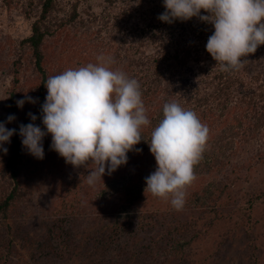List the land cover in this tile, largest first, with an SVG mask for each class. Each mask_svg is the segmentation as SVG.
Returning <instances> with one entry per match:
<instances>
[{"label": "trees", "instance_id": "16d2710c", "mask_svg": "<svg viewBox=\"0 0 264 264\" xmlns=\"http://www.w3.org/2000/svg\"><path fill=\"white\" fill-rule=\"evenodd\" d=\"M80 2L3 0L0 6L7 11L18 8L30 23V33L19 40V47H11L12 51L8 49L11 60L6 67L11 76V86L7 93L8 103L0 110V122L5 123L9 115H15L16 122L9 129H16V134L10 138V143L4 144L7 154L0 151V221L10 226L12 212L27 192L19 179L26 157L19 126L32 123L28 113L37 116L36 125L41 121V105L45 102L44 83L48 79L45 68V62H48L47 39L60 29H64L65 33L71 29L76 38L74 52L81 56L79 65L98 63L97 57L104 56L112 59V70L123 71L139 82L146 116L151 123L141 128L144 140L135 146L142 152L130 151L127 164L111 175L105 174L102 180L90 186L86 177L94 166L80 168L81 171L75 173L64 195L54 206L56 218L49 226L50 236L57 241L62 239L63 247H66L69 238L78 235L80 240L73 249L76 252H81L88 239H102L94 249L106 252L112 246L110 237L114 232L124 233V223L131 218L136 224L133 233L159 232L161 237L180 249L205 230L196 229L193 224L197 221L174 224L171 219L178 217L179 211L172 207L170 199L154 197L144 191L146 186L140 185L143 173L155 171L157 167L147 143L150 142L151 132L163 117L165 103L177 102L197 114L200 121L207 125L209 136L202 159L194 166L196 179L193 183L195 186L201 184L198 175L202 167L205 171H212L213 168L220 171L222 179L206 182L200 191L196 189L190 193L186 190L184 207L193 201L201 204L198 210L206 206L207 213L214 212L210 216L202 214L197 217L203 227L213 226L219 217L230 218L231 214L217 211V207L210 210L211 205L219 202L221 195L225 196L222 194L227 188L224 182L232 177V173L252 167L254 156L260 162L264 161V141L251 147L250 154L253 156H240L246 145H252L248 138L262 130L264 132V77L248 69L251 68L250 61L258 60L262 53L249 54L243 67L225 72L215 66L216 61L206 51L208 37L214 32L213 26L195 17L186 22H161L157 17L165 10L163 0H101L98 12L89 8L80 12ZM29 83L34 86L28 88ZM26 87L29 90L26 94L37 102L32 111L20 116L16 101L22 98ZM228 167L230 169L226 171ZM127 175L129 178L125 179ZM109 194L116 201L108 210L95 206L92 209L97 211L82 209L78 212L84 203L103 201ZM259 195L264 196V189ZM138 205H143L144 209H137ZM248 205L250 209L252 203ZM189 231L191 235L187 238ZM116 240L119 241L118 238ZM116 245L120 252L118 256H121L124 243L119 241ZM85 252L80 255L75 253L73 259L80 264H97V260L91 259L92 249ZM257 262L256 258L252 264Z\"/></svg>", "mask_w": 264, "mask_h": 264}, {"label": "clouds", "instance_id": "9594fccd", "mask_svg": "<svg viewBox=\"0 0 264 264\" xmlns=\"http://www.w3.org/2000/svg\"><path fill=\"white\" fill-rule=\"evenodd\" d=\"M163 7L157 17L161 22H186L195 17L213 26L205 47L222 71L239 70L246 57L264 45V0H163ZM97 61L50 76L44 83L47 95L41 105L44 129L35 124L37 116L32 113H28L32 123L19 126L22 146L33 157L44 158L43 139L50 134L51 150L66 164L94 166L86 177L90 186L126 165L130 151L142 152L135 146L143 139L141 128L151 123L139 82L123 71L112 70L111 58L98 56ZM26 102L37 101L26 95L16 101L17 107L23 108ZM15 119L9 115L6 122ZM14 134L16 129L0 122V151L4 154L8 152L4 144ZM208 136L207 125L194 111L177 102L165 103L163 117L147 142L157 167L145 177L144 191L170 199L175 210H182Z\"/></svg>", "mask_w": 264, "mask_h": 264}, {"label": "rangeland", "instance_id": "374dc122", "mask_svg": "<svg viewBox=\"0 0 264 264\" xmlns=\"http://www.w3.org/2000/svg\"><path fill=\"white\" fill-rule=\"evenodd\" d=\"M60 1L70 4L73 0ZM2 2L3 0H0V6ZM100 4L101 0H81L79 10L82 12L83 9L89 8L98 12L101 8ZM202 14L206 15L207 13L202 10ZM29 24V21L24 18L18 8L13 7L8 11L0 9V110L8 103L7 93L11 86V76L6 67L11 60L8 49L19 47V40L30 33ZM74 39H76L74 31L71 29L67 30L66 33L64 29H60L56 35L47 39L48 62H45V68L48 72V78L67 69H76L81 66L79 65L81 64L79 59L81 56L74 52ZM66 42L71 46L65 44ZM257 52L262 53L261 56L258 60H251V68L248 69L252 72L261 73L263 78L264 45L259 46L255 53ZM82 66L85 65L82 64ZM32 85L34 86V84L29 83L28 88H32ZM28 88H25L21 99H24L26 95L30 96V94H26L29 91ZM46 95L47 89L45 87V97ZM34 105L35 103L26 102L23 108L18 107V115H26L33 110ZM14 122L16 120L11 123L5 122V126L11 128ZM38 126L44 129L42 120ZM263 133L262 130L248 138L252 145H246L242 149L241 157L253 156L250 154V150L254 144L257 146L264 141ZM51 142V135H46L43 139L44 158L42 160L28 154L25 149L26 157L19 179L27 192L22 201L16 204L17 206L10 217V226L7 227L5 223L0 221V264H80L78 260L73 259L75 253L80 255L86 253L85 251L90 248L92 249L91 259L97 260V264H252L256 258L258 264H264V196L259 195L264 189L263 160L260 162L254 156L252 167L243 168L239 173H232V177L224 182L227 188L222 194L225 196L221 195L218 199L219 202L211 205L210 210L212 207H217V211L221 210L231 214L230 218L219 217L214 221L213 226L203 227L201 219L197 217H201L202 214L210 216L214 212L207 213L206 206H202V210H198V205L201 204H195L191 201L190 205H186L179 211L178 217L175 216L171 219L174 224L197 221V224H193L196 229L205 230L197 239H194L190 244H185L180 249L175 248L167 238L161 237L159 232L139 231L133 233L132 229L136 224L132 223L130 218L124 223L126 227L124 233L116 232L115 234L114 232L113 237H110L111 249H107L106 252L95 250L94 247L102 239H88L81 252H76L74 251L75 245L80 240L78 235L72 236V238L69 235L68 244L63 247L62 239L57 241L50 236L52 233L49 232V226L52 220L56 218L53 213L55 204L64 195L65 188L69 186L75 173L81 170L66 164L63 157L51 150ZM213 169L212 171L211 169L205 171L202 167L198 175L201 177V184L195 186L192 183L186 190H190V193L196 189L200 191L206 182L213 183L221 180V172ZM229 169L228 167L226 171ZM152 172L154 171H149L147 174L143 173L141 186H146L145 177ZM239 174L242 175L237 179ZM127 177L129 178V175L125 179ZM115 201L113 196L109 194L103 201L84 203L78 208V212L82 209L97 211L92 209L95 206L97 209L108 210ZM249 202L252 203L250 209H248ZM163 204L165 205L166 202ZM137 209L143 210L144 206L138 205ZM166 226L164 225V227ZM190 235L191 231H189L187 238ZM117 238L124 243L121 256H118L120 252L116 245L119 242L116 240Z\"/></svg>", "mask_w": 264, "mask_h": 264}]
</instances>
